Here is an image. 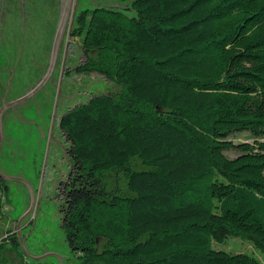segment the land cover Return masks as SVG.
<instances>
[{"label":"trees","instance_id":"1","mask_svg":"<svg viewBox=\"0 0 264 264\" xmlns=\"http://www.w3.org/2000/svg\"><path fill=\"white\" fill-rule=\"evenodd\" d=\"M107 1L77 10L75 72L118 91L58 121L76 264H263L264 0ZM239 133L253 141H232ZM230 238L255 252L222 249Z\"/></svg>","mask_w":264,"mask_h":264},{"label":"rangeland","instance_id":"2","mask_svg":"<svg viewBox=\"0 0 264 264\" xmlns=\"http://www.w3.org/2000/svg\"><path fill=\"white\" fill-rule=\"evenodd\" d=\"M47 3L49 0H41L42 11ZM108 3L107 0H78L77 10H89ZM37 13H40L39 7ZM40 15H43L42 20L46 19V13ZM53 17L57 20L55 15ZM43 25L35 29L26 28V31L17 27L16 38L10 37L12 33L7 27L0 29V92L6 84L12 97L26 94L21 93L38 75L39 67L45 62L41 54L48 51V42L43 39ZM67 33L68 25L62 38V83L40 88L23 100L15 113L7 111L2 115L0 172L26 180L34 191L33 207L17 228L18 219L28 209L30 196L24 184L9 182L8 201L0 219V247L5 249L8 264L77 262L61 227L60 183L68 170V141L59 130L58 121L65 111L93 94L114 92L118 88L96 73L84 75L75 72L76 65L84 62V56L80 39L71 32L70 36ZM260 139L264 141V137ZM232 141L251 142L253 139L247 133H239L233 135ZM9 230L12 235L19 233L25 253L8 244ZM227 247L231 249L229 252L235 249L255 252L249 242L237 238H230L221 245L222 249L230 250ZM255 254L264 264V254Z\"/></svg>","mask_w":264,"mask_h":264},{"label":"flooded vegetation","instance_id":"3","mask_svg":"<svg viewBox=\"0 0 264 264\" xmlns=\"http://www.w3.org/2000/svg\"><path fill=\"white\" fill-rule=\"evenodd\" d=\"M49 2L51 4L47 3L45 5L46 9L42 11L40 9L41 0H0V29H3V27L4 28L7 27L9 31L12 33L10 36L11 38H16L17 35L15 34V30L17 27H20L22 31L23 30L26 31V28L29 30V29H35L36 27L37 28L42 27L44 23L43 26H44L45 34L43 36V39L48 42L47 45L48 51H44L43 52L44 54L41 55L45 57V62L39 67L38 75L33 77V82H31V85H29V87H27L26 90L23 91V93L21 94L27 93L41 81L49 64L52 44H53L58 17L60 13V0H49ZM38 7H39V12L41 14L46 13L45 20H42L43 18L41 16L43 15L37 13ZM76 13H77V9H76ZM54 15L56 16L57 20L54 19L53 17ZM61 75H62V38L59 44L56 64L54 66L53 72L51 73L48 80L42 87H46V86L53 87L56 86L58 83L61 84L62 83ZM20 97L19 96L12 97L9 93V88L5 84L3 86L2 91L0 92V107ZM17 107L18 105L13 106L12 108L6 110L5 112L13 111L15 113Z\"/></svg>","mask_w":264,"mask_h":264},{"label":"water","instance_id":"4","mask_svg":"<svg viewBox=\"0 0 264 264\" xmlns=\"http://www.w3.org/2000/svg\"><path fill=\"white\" fill-rule=\"evenodd\" d=\"M77 5H78V0H60V13H59L57 27H56V31H55V35H54L53 44H52L51 55L49 58V64H48L46 72L43 75L41 81L33 89H31L28 93H26L24 96H21L20 98L14 100L12 102H9L7 104H4L0 107V150H1L2 142H3V133H2V115H3V113L7 109L12 108L13 106L19 105L23 100H25L28 96L35 93L37 90H39L46 83L49 76L53 72L54 66L56 64L59 44H60L61 38H63V36H64L67 25H68V33L67 34H68V36H70V32L72 30L73 23H74V17H75ZM0 177L6 181H17L19 183H22L27 187V189L29 191L30 204L28 206V209L25 211V213L18 219V221H17V228H18L19 223L27 216V214L31 211V209L33 207V203H34L33 188L31 187V185L26 180H24L22 178L4 175L1 172H0ZM17 237L19 238V242H20V245H21L23 251L26 252V248H25L23 242L21 241V238H20L18 232H17Z\"/></svg>","mask_w":264,"mask_h":264}]
</instances>
